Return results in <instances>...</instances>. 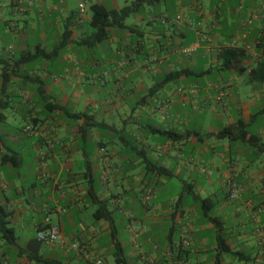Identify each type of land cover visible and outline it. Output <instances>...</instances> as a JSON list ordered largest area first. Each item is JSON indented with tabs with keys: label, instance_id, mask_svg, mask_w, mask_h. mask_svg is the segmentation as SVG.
<instances>
[{
	"label": "crops",
	"instance_id": "crops-1",
	"mask_svg": "<svg viewBox=\"0 0 264 264\" xmlns=\"http://www.w3.org/2000/svg\"><path fill=\"white\" fill-rule=\"evenodd\" d=\"M120 1L0 0V39H11L0 51V97L11 101L0 123V206L10 213L17 238L14 246L0 238V264H33L28 257L35 256L49 264H93L97 258L109 264L112 230L93 219V197L111 211L123 252L115 213L125 221L129 264H172L171 254L183 264H213V227L180 198L184 182L193 183L200 197L225 196L214 217L225 223L231 249L247 260L236 264H264V232L257 233L264 228V155L210 137L241 121L264 143V0H238L236 20L212 0L209 16L200 0H124L141 5L133 22L110 28L102 43L82 44L93 33L87 7L118 10ZM71 2H78L76 10ZM153 6L160 11H145ZM66 26L70 42L59 48ZM193 44L196 51L183 53ZM112 45L115 53L105 64L82 69L83 51L105 53ZM110 63L115 71L104 70ZM59 65L66 70L58 73ZM176 71L184 75L164 83ZM105 74L114 78L106 81ZM20 109L32 133L7 124L6 111ZM163 131L196 132L202 140L175 142ZM151 164L170 170V178L157 177ZM170 180H178L181 191L160 200ZM232 181L236 200L227 195ZM48 225L60 228L55 245L37 240ZM186 236L187 247L180 241Z\"/></svg>",
	"mask_w": 264,
	"mask_h": 264
},
{
	"label": "trees",
	"instance_id": "trees-1",
	"mask_svg": "<svg viewBox=\"0 0 264 264\" xmlns=\"http://www.w3.org/2000/svg\"><path fill=\"white\" fill-rule=\"evenodd\" d=\"M158 2H162L165 0H157ZM141 5L138 2L133 1L130 2L129 5H126L118 10H110L106 8L102 4H93L90 6L89 11L91 14L90 27L93 30L92 35L84 40L82 44L90 47L95 44H99L104 42L109 37V29H123L126 28L124 23L125 21L133 14L136 13L137 9ZM72 35V30L69 29L68 26L65 27L64 32L60 37V45L59 48L65 47L69 42ZM29 58L25 57V54H22V60L27 61ZM184 75L183 71H176L167 74L164 78L165 82H170L175 79H178ZM11 101L8 98L0 97V123L4 122V115L2 113L3 110L10 107ZM54 107V109H58V106L49 105ZM72 119H79L81 117L80 114H69ZM164 135L168 137V139L180 142L185 141L192 138H198L202 140L198 133L196 132H187L185 134H179L174 131H163ZM210 137H214L220 140H228L231 142H240L246 144L260 154L264 155V143L261 138L257 135L251 134L248 131V125L243 124L241 121L235 123L233 125H229L219 130L217 133L211 134ZM150 170L160 179H168L171 176V171L163 166H158L156 164H151ZM233 182V181H232ZM231 183V182H230ZM227 185V195L230 200V190L229 185ZM235 183V182H234ZM239 193V192H238ZM191 196V204L196 205L200 212V219L203 222L210 223L213 227V237L215 248L213 250L212 259L213 264H222L225 257H229L232 260L238 259L239 261H247L246 258H239L241 253L232 250L228 240L229 235L226 233L225 223L222 222L219 218L214 217L215 211L218 209L219 205L226 199L224 195L218 197L217 195L214 197L206 196L200 197L194 194V186L193 183L184 182L183 192L180 195V198L184 196ZM239 198V197H238ZM236 200V199H235ZM92 202L96 205V209L93 213V219L95 221H106L112 230L111 241L113 246V254L112 257L114 259L115 264H129L126 257L124 256L123 249L121 244L116 239V228L114 226V220L112 218L111 211L108 210L105 202L100 201L97 197H93ZM10 216L9 212H6L5 209L0 206V238L8 245H16L17 238L15 236L14 230L9 226L8 218ZM47 227L43 229H39V231L46 230ZM263 229V228H260ZM258 229V230H260ZM182 236V235H181ZM186 239L188 245L190 244L189 237L180 238V241ZM40 244L37 242V245ZM184 246V245H183ZM185 246V247H187ZM184 248V247H182ZM181 256V253H180ZM29 261L33 264H45L52 263L46 260H43L41 256L28 257ZM172 258V259H171ZM172 263H180L183 264L180 260H178V255L171 254L170 260H173Z\"/></svg>",
	"mask_w": 264,
	"mask_h": 264
},
{
	"label": "rangeland",
	"instance_id": "rangeland-1",
	"mask_svg": "<svg viewBox=\"0 0 264 264\" xmlns=\"http://www.w3.org/2000/svg\"><path fill=\"white\" fill-rule=\"evenodd\" d=\"M202 3H203V5H204V7H205V9L207 10V12H206V16L209 14V12H210V9H211V6H212V4L210 5V0H200ZM213 2H214V4L213 5H215L216 3H219V7H220V9L221 10H226V11H228V12H230V13H232L231 15H230V18H229V20H233V19H235L236 20V9H238V7H239V2H238V0H230V1H223V0H212ZM220 1V2H219ZM244 1H251V0H244ZM130 3V2H129ZM129 3L128 4H124V0H121L120 1V6L119 7H124V6H126V5H129ZM70 5H71V9L72 10H76V8H77V6H78V2H74L73 4H72V2L70 3ZM160 7H163V4H160L159 5ZM159 6H157V7H145V11L146 12H148V11H150V12H152V13H158V11H160V9L161 8H159ZM243 6V5H242ZM245 9L243 10V12L241 13V15H245ZM90 16H91V14H90V11H89V6L87 7V9H86V15H85V17H87V18H90ZM209 16V15H208ZM133 19H134V17L131 15L127 20H126V22L127 23H131V22H133ZM1 28H4V27H1ZM19 28H22V24H20L19 25ZM88 29H89V27H87ZM5 29V28H4ZM3 29V30H4ZM52 28H48V34L50 33V32H52ZM90 30V29H89ZM0 40H2V41H0V51H1V48L4 46V44L6 43V44H8L10 41H11V39H10V37L9 36H4V35H2V37H1V39ZM104 46H106V45H104ZM115 48H116V46H111V50L110 51H108V52H103V53H101L100 51H99V48L97 47V48H95L94 50H87L86 49V51H83L82 53H81V59L82 60H84L83 61V63L84 64H82V69H84V67H83V65H85V64H89L90 62H94V61H98L99 63H100V65H102V64H105L109 59H110V57H111V55L112 54H114L115 53ZM17 55H19V54H17ZM93 58H94V60H93ZM111 61V60H110ZM54 63V65L56 64V62H53ZM65 67V66H64ZM55 69H58V73H60V72H63L64 71V69L66 70V68H63V66H55L54 67ZM70 68V67H69ZM96 72H97V74L98 75H102V74H100V73H103V70L101 69V67H97L96 69ZM104 70L105 71H108V70H113V71H115L116 70V67H114L111 63H110V65H108V67H106V68H104ZM0 74H1V66H0ZM71 72L69 73V76H71ZM88 74V73H87ZM65 75V74H64ZM66 76V75H65ZM65 76H63L64 78H65ZM72 77V76H71ZM86 77H88V78H91V77H93V78H95L96 77V74H93V73H91V74H88ZM114 77L115 78H117L118 77V75L116 74V72H115V75H114ZM114 77H111V76H107L106 74H105V76H104V78H106V81H107V78H109V80H112L111 78H114ZM72 78H76V76L75 77H72ZM82 90H85V89H82ZM15 102L17 103V104H19L20 102H21V99L20 98H16L15 99ZM25 115V111L23 110V109H20V112H18V113H15V114H12V111L11 110H7L6 111V116H7V124L9 125V126H11V127H13V128H15L16 130H17V132H19V129L21 128V127H23V128H25L26 127V122H29V124H30V121H26V120H23V116ZM41 118H43V115L41 116ZM70 122H74L73 120H71ZM6 129H9V127H7ZM252 132L254 131V129H252L251 130ZM30 133V132H29ZM31 133H32V131H31ZM202 135H203V133H202ZM15 150H18V151H20L21 150V148H19V147H16L15 148ZM214 180H215V176H214ZM185 181H187V180H185ZM188 181H190V180H188ZM180 191H181V183L178 181V180H170L169 181V183H168V185L165 187V188H163V190H161L160 192H159V199L160 200H163V199H165V198H167L168 196H171V197H174V195L175 196H177V195H179V193H180ZM177 193V194H176ZM159 199H157V201L159 200ZM191 200V196L189 195V196H184V201H188V202H191L190 201ZM150 204H152V202L150 203ZM116 214V222H117V230H118V237H119V239H121L122 241H124L125 243H126V246H124V252H125V254H127L128 252H129V248L131 247V243H130V240H129V238H128V235H127V233L125 232V230H124V223H125V221L124 220H121V219H123L122 218V216H120V214L119 213H115ZM196 214H197V216H199V217H201V215H200V212H199V209L197 208V212H196ZM120 218V219H119ZM122 222V224H121V222ZM124 221V222H123ZM145 226L146 227H148L146 224H145ZM151 234H153V232L151 233ZM153 238L154 239H158L159 238V235H157L156 236V234L155 235H153ZM140 243V242H139ZM212 243V242H211ZM99 245H101V244H99ZM208 245H211V244H208ZM145 247H148V245L146 246L145 245ZM152 247V246H151ZM150 247V248H151ZM147 251V250H146ZM149 251V250H148ZM108 261H109V264H114L113 263V258H111V257H108ZM224 262H228V263H230V262H233L234 264H236V260H231V259H226V257L224 258Z\"/></svg>",
	"mask_w": 264,
	"mask_h": 264
},
{
	"label": "built area",
	"instance_id": "built-area-1",
	"mask_svg": "<svg viewBox=\"0 0 264 264\" xmlns=\"http://www.w3.org/2000/svg\"><path fill=\"white\" fill-rule=\"evenodd\" d=\"M80 11L83 12V6H81ZM249 24L251 23V21L248 22ZM198 45L197 44H193L190 48L183 50V53H190L193 51H196ZM249 56L250 57H254V54L251 52V50L249 51ZM31 131V127L27 126L25 128V132H30ZM238 185L234 182H231L229 185V190H230V198L232 200H235L239 197V193H238ZM46 223H48V219L46 220ZM262 232H264V228L260 229L257 231L258 234H261ZM62 239L61 236V231L60 228L58 226H51L48 225L46 230L44 231H39L37 233V240L39 242L45 243L47 245H55L58 242H60ZM182 244L184 246L188 245V242L186 241V239L183 240ZM72 247L74 249H77V245L76 244H72ZM174 262V261H173ZM4 264H8L7 262H5ZM93 264H104L101 258H97L93 261ZM172 264H180V263H172Z\"/></svg>",
	"mask_w": 264,
	"mask_h": 264
}]
</instances>
